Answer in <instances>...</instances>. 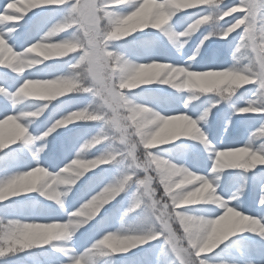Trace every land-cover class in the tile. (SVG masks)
I'll use <instances>...</instances> for the list:
<instances>
[{
	"label": "snow or ice",
	"instance_id": "6c2138e0",
	"mask_svg": "<svg viewBox=\"0 0 264 264\" xmlns=\"http://www.w3.org/2000/svg\"><path fill=\"white\" fill-rule=\"evenodd\" d=\"M164 2L4 0L0 4V66L3 68L0 70V189H15L28 178L45 174L52 180H60L62 170H69L79 159L92 156L91 159L96 160V166L76 177L71 187L65 188L63 193L59 190L49 192L41 187V180H36L31 187L9 191L6 198L0 199V258H3V264H96L95 258L114 257L117 256L114 254H128L133 250H142V255H133L125 264H264V232H230L213 241L210 247H197L184 227L187 215L203 212L215 218L226 214L227 209H235L236 213L252 217L264 225V161L250 165L247 170L250 175L237 173L230 178L224 189L229 195L223 198L224 206L219 215L207 205L172 200L168 184L158 174L164 166L163 160L169 162L168 166L178 165L172 162L177 149L181 150V155L185 152L192 154L193 167L197 170L207 166L200 159L199 147L210 153L208 160L211 166L204 174L180 164L193 180L211 178L212 163L218 152L251 151L264 155V49L258 42L253 43L245 30L249 15L264 18V0H238L234 6L226 5L224 11L231 9L230 14L240 13L232 20L220 21L226 32H217L213 27L216 18L210 14V9L214 0H202L183 10L198 5L208 7L192 13L178 11L167 26L152 24L146 27L137 24L134 29L121 32L119 38H113L115 33L110 13H134L147 18ZM32 9L35 10L27 14ZM241 26L242 30L228 39L229 34ZM149 28L158 31H143ZM174 28L181 30L177 32ZM138 32L141 35L137 36ZM58 33L64 35L58 36ZM197 34L199 39L192 55L186 59L171 56V49L179 53L188 40ZM53 37L56 42H52ZM182 37L185 38L183 41ZM214 38L228 41L233 62L224 65L216 57L210 56L193 68L197 53ZM116 42L122 43L118 49H112L111 45ZM48 45L67 49L68 54L75 52L76 55L66 60L53 57L68 54L45 58L41 49ZM30 58L40 62L26 63ZM241 60L247 61L244 63L249 65L247 69L241 68ZM121 63L127 64L132 72L127 79L117 75L116 69ZM178 72L205 73L212 78H227L242 73L249 78L244 85L251 87L236 91L230 98L218 95L198 101L196 95L185 97L181 94L187 85L182 87L174 82L173 74ZM81 73L83 79L79 78ZM129 79H135L136 84H130ZM49 81L63 85L55 93V99H37L28 92L51 87L33 82ZM142 85L157 86L150 88ZM125 89L137 91L126 93L123 91ZM203 93L215 92L213 88L205 87ZM249 93L250 98L244 100ZM34 101L42 103L36 104ZM189 101L197 103L190 105ZM221 104L230 107L233 115L243 117L247 139L223 142L213 147L198 127V122L206 120L210 111ZM138 106H142L140 111L152 109L161 118L186 120L201 134L186 133L173 142L188 138L191 143H169L167 145L171 144V147H163L154 154L152 147H149L152 141L143 139L141 126L136 123ZM37 109H40L38 114ZM250 113L258 115H247ZM82 121L94 122L89 124L93 127L77 129L55 149L51 148L48 138L53 133L69 125H80L82 123L77 122ZM117 140L121 147H110ZM93 144L99 145V148L89 153L87 150ZM141 145L143 159L138 152ZM73 151L74 155L69 158V153ZM45 153L53 161L48 167L40 162V157ZM258 165L261 167L257 168ZM52 167L56 169L54 173L48 170ZM254 169L259 171H251ZM151 172L156 175H150ZM237 176H240L241 184L232 191ZM248 180L254 189L255 210L251 214L247 209L243 212L238 210L239 204L229 206L227 203L241 195L243 183ZM158 186H163L164 192L159 199L156 198ZM152 189H155V194ZM27 193L38 195H25ZM122 193L123 198L113 206L112 202ZM62 195L71 197V211L65 207ZM233 196L237 198L229 199ZM13 197L17 199H11ZM185 205L199 207H182ZM85 207H91L92 211L87 221L78 228L81 229L78 235L86 241L80 246L82 251L77 249L75 239L66 244H60L55 239L22 244L15 238L17 222L22 225L39 223L55 226L64 224L72 214L79 213ZM129 214V228H124L123 224L119 228H112L117 220ZM176 222L183 229L182 236L174 229ZM116 236L130 237L134 243L119 248L108 247L103 255L97 256L96 250ZM29 249L33 251H25ZM19 253L25 255H17ZM204 253L211 255L202 256Z\"/></svg>",
	"mask_w": 264,
	"mask_h": 264
},
{
	"label": "clouds",
	"instance_id": "9594fccd",
	"mask_svg": "<svg viewBox=\"0 0 264 264\" xmlns=\"http://www.w3.org/2000/svg\"><path fill=\"white\" fill-rule=\"evenodd\" d=\"M125 0H116V3H124ZM202 0H165L162 7H157L147 18L143 15L129 13L122 15L119 12L110 13V19L113 22L115 33L113 38H119L120 33L128 29H134L137 24H143L146 27L152 24H160L162 27L167 26L171 17L176 15L178 11L186 7L194 6ZM131 3V0H129ZM225 0H214L210 14L215 16L216 23L213 25L217 32H226L227 29L223 28L220 21L224 17L230 15L231 9L224 11ZM246 32L252 39L253 43L259 44L261 49H264V18L258 19L255 16L249 15L246 21ZM41 51L44 53L45 58L53 55H67L68 50L55 46H44ZM40 61L34 58L26 60L28 64L39 63ZM248 64L241 65L242 69H247ZM117 75L121 78L127 79L132 76V72L127 64L121 63L116 69ZM83 79V73L79 75ZM174 82L190 91L193 95L204 94L205 87H211L218 95L231 97L235 92L240 89L244 83L249 82V78L242 73L237 75L222 78L216 76L209 77L205 73H187L178 72L173 74ZM130 84H136L135 79H129ZM34 84H48L51 87L46 89H31V92L37 99H55V93L63 86L60 82H33ZM138 106V115H136V123L141 126L143 132V139L145 141H152L149 147H156L157 145H167L172 143L175 139L183 136L186 133L200 135L199 129L194 128L186 120H177L169 117H159V114L152 109L145 108L140 111ZM251 110V107H250ZM258 110V109H256ZM40 109H37L38 114ZM31 115V114H30ZM99 142V141H97ZM95 146L94 144L91 145ZM110 147L119 148L120 143L114 142ZM149 156L151 153L148 154ZM163 160L162 157H157ZM257 161H264V155L253 154L251 151L246 153L241 152H226L224 154L217 153L216 158L213 160L211 172L213 174L219 173L226 169H243L248 170L249 166H254ZM163 167L159 171L165 183L168 184L170 192L169 195L174 201L186 200L189 204L193 205H207L223 207V198L218 195L217 187L219 185L220 177L212 175L211 178H197L192 179V175L183 169L180 165H169L167 160H163ZM96 166V160L81 158L78 162L74 163L72 167L65 171L62 170L60 180H52L47 175H39L37 177L28 178L23 184L18 185L15 189L3 190L0 189V199L6 198L9 191H18L21 187H31L36 180H41V187H45L49 192H56L60 186H68L70 188L74 179L81 175L83 172ZM155 194V189H152ZM237 197H229L235 199ZM91 207L83 208L79 213L72 214L64 224L44 225V224H30L22 225L17 222L16 225V239L21 241L22 244H32L35 242L55 239L60 244H66L70 241L74 232L82 226L91 214ZM166 212V209H165ZM184 227L187 229L191 239L195 242L196 246L201 245L211 246L212 242L226 236L230 232L236 231H252L264 232V225L252 217L243 216L235 212V209H227L226 214L216 216L215 218H207L203 214H192L186 216ZM134 243L130 237L116 236L107 241L105 245L96 250V255H103L108 247L119 248L125 247Z\"/></svg>",
	"mask_w": 264,
	"mask_h": 264
},
{
	"label": "rangeland",
	"instance_id": "374dc122",
	"mask_svg": "<svg viewBox=\"0 0 264 264\" xmlns=\"http://www.w3.org/2000/svg\"><path fill=\"white\" fill-rule=\"evenodd\" d=\"M3 2H4V0H0V4H2ZM237 2H238V0H225V5L223 7H225L226 5H233L234 6ZM110 7H119V5H111ZM204 7H208V6L207 5H203L201 7L196 8L192 12H196L200 8H204ZM34 10L35 9L30 10L29 13H27V14H30V12L34 11ZM185 11L189 13L188 9H185ZM192 12H190V13H192ZM178 15H179V13H178ZM239 15H240V13H238V14H236L234 16H239ZM232 18L229 19V18L224 17V19H223V21H221V23H224L226 21L232 20ZM201 27H203V25ZM242 27L243 26H241V28H238V29L234 30L233 33H230L228 39H231L232 37H235L236 34L242 30ZM150 30H153V29H150V28L149 29H143V31H145V32L150 31ZM174 30L175 31H180L181 29L174 28ZM155 31H158V30H155ZM57 35L58 36H63L64 33H58ZM184 39L185 38H183V37L181 38L182 41ZM198 39H199V34H197L196 36L190 38L188 40V43H186L184 45V47L180 49L179 53H177L174 49H171L170 50L171 56L175 58L178 54H180L183 58H187L188 56L192 55L193 51L195 50V46H196V44L198 42ZM52 42H56V38L55 37L52 38ZM208 44H209L208 47L210 48L209 54L206 55V56H203V51L206 48V45H208ZM119 45L120 44L118 42H116V43L111 45V48L112 49H118ZM206 45L204 47H202V50H201L200 53H197L196 60H195V62L192 63V67L193 68H196V64L198 62H200L201 60H206L210 56L216 57L217 61L219 63L224 64V65H228V64H231L233 62L232 59H231V53H230V50H229V44H228L227 40H221V39H215L214 38V39H212L210 41H207ZM77 51H79V49H77ZM75 55H76L75 52L71 53V54H68L67 55V59H68L69 56H75ZM56 58L57 57H53V59H56ZM246 62H247L246 60H241L240 61V65H243ZM0 70H3L2 66H0ZM145 86L146 85H142L141 87H145ZM156 86L157 85H155V87ZM158 86H160V87H170V86H167V85H158ZM248 87H251V85H243L241 87V89L237 90V92L243 91V88H248ZM123 91H125L126 93H130V92L137 91V89H125ZM181 94L185 95V97H187L188 95H193L192 93H187L186 90H182ZM215 96H218V94L217 93H211L208 96H205L201 100H198V101H203V100H205L208 97H215ZM250 96H251V94L249 93L248 96L244 97V100L249 99ZM189 103L191 105L193 103H197V101H189ZM242 103H243V101H241V104ZM241 104H238L237 106H241ZM204 106H207V105H204ZM202 110L203 109L201 108V111ZM210 113H214V118H213L214 124L212 123V121H210V118L212 116L209 115L206 118V120L199 121L198 122V126L200 127L201 132L205 134V136L207 137L209 143L213 147H216V146L220 145L223 142L243 141V140L247 139V136L245 134V128H244L243 123H242L243 117L241 115H233L232 114V109L230 107H226L224 104H221L218 107L213 108L210 111ZM247 115H258V114H251L250 113V114H247ZM77 123H82V124H80V125H75L74 124L73 125V130L69 131L68 137L74 131H76L77 129H80V128H92L93 126L89 125V124H93L94 122H83L82 121V122H77ZM233 128H237V130H238L237 134H235L234 136H232L231 133H230ZM55 135L56 134L53 133L51 137H53ZM49 138H48V140H49ZM181 140H184L185 142H190V141H188V138H181L178 141V143H181ZM165 146H167V145H157L156 147H153L151 149V151L155 154V153H157V151L159 149H161V148H163ZM97 148H99V145H95L92 148H89L87 151L89 153H92V152H95V150ZM199 152H200V159L202 161H204L206 163V165H207L206 167H203V168H201L199 170H197L195 167H193L192 154L189 153V152H185L183 155H181V150L180 149H177L175 151V153H173V157L174 158H172V162L177 163L178 165L183 163L184 166L189 167V170L198 171L199 174H204V173L207 172L208 167L211 166L210 161L208 160V157H209L210 153L205 152L203 150L202 146L199 147ZM139 154H140V157L143 159V147H142V145H141V147L139 149ZM72 155H74V151L72 152V154L69 153V158H71ZM88 158L91 159L93 157L89 156ZM165 158H169V157H165ZM40 162L42 164L53 163V161L50 160V158H49L47 153L42 154V156L40 157ZM65 162H67V161H65ZM259 167H261V166L258 165V168ZM52 168L53 169L48 168V170L50 172L54 173L56 169L54 167H52ZM226 170L229 171L230 169H226ZM223 171H225V170H223ZM252 171H259V169H254ZM238 173H241L244 176L250 175V172H238ZM153 174L156 175L155 172H152V175ZM212 175H218L220 177L219 185L217 187V193L220 194L222 198L226 199L227 196L229 195V193L226 192L224 189H225L226 185L230 182V180L225 182L223 180L222 175L220 174V172L212 174ZM240 184H241L240 176H237L236 177V181L233 184L231 190L235 191L236 187L240 186ZM66 187H68V186H60V188L58 190L63 193V190ZM161 188L163 190V186H161ZM133 190H135V189H133ZM253 193H254L253 185H252L251 181L248 180V181L243 183V191H242L241 195L236 200H229V201H231L230 205L231 206H235L236 204H239L240 208L238 210L243 212L245 209H247L248 210V214H251V212L255 210L254 207H253ZM25 195H38V194L27 193ZM122 198H123V193L121 194V196H118L116 198V200H114L112 202V205L115 206L117 204V202L120 201ZM11 199H17V198L13 197ZM37 199H44V198L37 197ZM61 199L65 201V207L69 211H71V206H72V203H73L71 197L65 198L62 195ZM169 203H171V201ZM53 207H55V205H53ZM182 207H199V206L185 205V206H182ZM207 207H211V208L215 209L216 210V215L222 214V209L220 207H217V206H214V205L213 206H207ZM109 211H111V208L109 209ZM192 214H203L207 218H214L212 216H207V214L203 213V212H201V213H192ZM130 216H131V214H129L128 216H123L122 219L117 220L112 225V228L113 229L119 228V227H121V224H123L124 228H126V229L129 228V224L131 223ZM24 222H31V221H24ZM37 222H39V221H37ZM126 222H129V223H126ZM178 224H179V222H178ZM182 231H183V229H182ZM80 232H81V229H77L76 232L71 236L70 240L75 239L77 249L82 251L83 249L80 246L82 244H85L86 241H85L84 237L78 235V233H80ZM133 251H137V250H133ZM133 251L130 252L129 254H133ZM17 255H19V254H17ZM114 255H117V256H114V257H103V258H101V260L99 262L96 261V264H125V262L127 260L131 259V258H128V259L125 258V256L127 254H114ZM139 255H142V253L139 254ZM139 255H137V256H139ZM204 255H211V254L210 253L202 254V256H204ZM153 257H155V254H153ZM0 264H3V258H0Z\"/></svg>",
	"mask_w": 264,
	"mask_h": 264
},
{
	"label": "bare ground",
	"instance_id": "6f19581e",
	"mask_svg": "<svg viewBox=\"0 0 264 264\" xmlns=\"http://www.w3.org/2000/svg\"><path fill=\"white\" fill-rule=\"evenodd\" d=\"M32 54L37 55V53H32ZM175 58L185 59L181 55H177ZM26 71H28V69H26ZM70 154H72V152H70Z\"/></svg>",
	"mask_w": 264,
	"mask_h": 264
}]
</instances>
